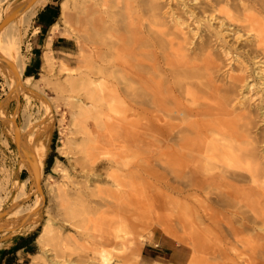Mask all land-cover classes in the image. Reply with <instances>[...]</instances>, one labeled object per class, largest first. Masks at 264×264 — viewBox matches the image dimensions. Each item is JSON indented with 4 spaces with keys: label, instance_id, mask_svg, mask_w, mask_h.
Listing matches in <instances>:
<instances>
[{
    "label": "bare ground",
    "instance_id": "6f19581e",
    "mask_svg": "<svg viewBox=\"0 0 264 264\" xmlns=\"http://www.w3.org/2000/svg\"><path fill=\"white\" fill-rule=\"evenodd\" d=\"M50 1L20 0L16 10L22 9L21 12L0 29V59L16 73L10 72L6 65L10 88L21 86L24 62L19 53L20 30ZM59 7L60 18L66 24L67 0H62ZM14 8L9 4L6 15ZM183 16L180 10L158 0H103L98 6L85 7L76 30L81 53L79 72L70 86L89 96L91 103L84 107L94 109L99 116L105 108L114 118L110 124L102 120L104 131L95 133V137L93 132L91 136L87 129L83 127V130L91 139L93 150L109 153L107 150H113L120 141L133 142L147 166L154 162V168L163 174L205 175V205L223 208L241 224L232 228L225 223L224 237L230 235L241 249L234 256L225 249L224 263L264 264V236L261 235L264 229L257 227L264 226V156L258 150L259 140L254 132L256 109L251 107L255 96L262 100L264 92L254 91L253 81L245 74V68L242 69V62L238 63L240 74L231 73L236 69L225 73L230 69L221 65L214 48L218 39L223 40L222 32L232 27L235 29L233 43L243 41L250 46L253 63L259 65L264 75V0H204L197 11L190 12L186 18ZM3 20L0 16V24ZM215 21L217 28L212 31L210 24ZM184 22H189L188 27H184ZM56 29L54 24L45 44V71L50 66L47 53ZM229 54L230 50H226L225 56ZM0 75H4L1 67ZM30 82V77L25 78L23 86ZM39 97L50 114L49 102ZM77 107L72 105L71 111L76 125L88 115V111L78 112ZM23 117L24 125L18 130V153L23 161L35 165L41 189L47 147L35 139L33 132L28 133L33 124L31 117L28 114ZM10 123L15 135L12 120ZM65 147L64 144L60 150L69 156L64 152ZM94 158L89 159L92 166ZM24 167V162L18 164L15 172L0 167V213L6 219L18 220L32 214L42 202V193L30 166L28 176L18 181L17 171ZM52 173L69 180L59 161L54 163ZM111 175L108 178L112 182L105 190L106 202L124 193L121 184ZM49 191L58 202L69 200L65 188L49 187ZM30 194H34V205L23 207L22 200ZM7 204L8 209L4 210ZM212 217L205 210V219ZM159 226L165 235L192 249L189 264H199L201 245L196 237L181 238L167 226L160 223ZM126 228L129 224L122 223L105 237L122 242L119 254L134 263L139 257V245L130 241L124 244L130 235ZM52 232V223L47 219L37 237L43 248L48 246ZM246 232L251 235L246 236ZM111 261L108 251L98 253V264H114ZM53 264L61 263L54 261Z\"/></svg>",
    "mask_w": 264,
    "mask_h": 264
},
{
    "label": "rangeland",
    "instance_id": "374dc122",
    "mask_svg": "<svg viewBox=\"0 0 264 264\" xmlns=\"http://www.w3.org/2000/svg\"><path fill=\"white\" fill-rule=\"evenodd\" d=\"M19 1L0 0L1 18L5 19L13 13L20 6ZM61 1L50 2L59 7ZM101 1L103 0H67L68 22L65 24L59 13L57 29L53 32L52 38L60 36L69 40L67 43L69 52H56L49 48L47 57L50 66L45 71L43 49L39 54L38 70L31 78L30 85L24 87L23 81L28 77L25 68L31 61L32 38L36 32L35 17L26 28L20 30L19 53L24 66L19 89L15 86L10 88L6 65L0 62L4 72V75H0V113H3V117L0 118V167L3 166L9 171L14 169L15 172L18 170V164L24 162L26 167L17 171V179L22 181L28 176L29 165L19 156L14 132L11 131V120L14 130L16 127L19 130L24 125L23 116L28 114L33 122L27 129L28 133L33 132L35 139L41 140L47 147L40 176L42 202L32 214L18 220L6 219V216L0 219V250L9 246L15 236L34 233L36 235L34 254L26 260V264H53L54 261L61 264H98V253L102 250L110 253L114 264H189L192 249L178 244L173 238L165 235L161 231L160 223L178 237L188 238L189 235H193L199 240L201 245L199 264H225L223 251L228 249L230 256H234L240 252L241 247L235 244V239L230 235L229 238L224 237L223 228L227 222L232 228H238L241 224L237 223L235 217H230L223 208L214 204L205 205V175L163 174L154 168V162L147 166L137 145L126 140L117 143L113 150L108 147L109 153L93 150L92 141L83 130L84 127L90 135L93 132L95 137V133L104 131L103 121L110 124V119L114 118V115L105 108L99 116L94 109L84 107L91 103L89 96L82 90L70 86L76 81L79 72L81 53L76 32L79 26L78 18L84 15L85 7L98 6ZM158 2L168 4L171 9L180 10L186 18L190 12L197 11L204 0H158ZM11 3L15 8L6 15L7 7ZM216 22H211L210 30L217 28ZM188 25L189 22H184V27ZM191 28L192 26L189 29ZM234 30L230 27L222 32L223 40L218 39L214 46L215 52L221 59V65H227L226 67L230 69L225 73L236 69L231 73L240 74L238 63L242 62V69L245 68V74L253 81L251 84H254V91L258 90L261 94L264 89L259 91V88H264V75L259 70V65L253 63L254 56L251 54L250 46L243 41L233 43ZM226 50H230L228 57L225 56ZM65 68L68 71L63 70ZM9 71L12 72L11 69ZM25 92L28 93L27 96H24ZM40 95L49 102L52 110L50 114L46 113ZM262 100L255 96L251 107L253 110L256 109L254 132L259 140L258 150L264 156ZM72 105L79 106L76 110L80 113L88 111L87 117L78 125L71 119ZM64 144L66 145L64 152L69 156H64L60 150ZM91 156L96 160L93 166L89 160ZM56 161H59L66 170L69 180L52 173ZM108 174H112L124 191L112 202L104 200L105 190L112 182ZM49 187L67 189L69 200L58 202L49 191ZM29 189L30 186L28 191ZM21 205L32 207L34 194L24 198ZM8 206L5 205L4 210H7ZM205 210L213 214L211 219H205ZM47 219L52 223L53 232L48 240V246L43 248L37 237ZM122 223L129 224V228L126 229L130 234L124 239V244L130 241L139 245V257L134 263L119 254L122 242L105 237ZM257 227L264 229L263 224H258ZM245 235L249 236L251 233L246 232ZM261 235L264 236V233ZM45 250H48V253L44 254Z\"/></svg>",
    "mask_w": 264,
    "mask_h": 264
},
{
    "label": "crops",
    "instance_id": "0c3cea01",
    "mask_svg": "<svg viewBox=\"0 0 264 264\" xmlns=\"http://www.w3.org/2000/svg\"><path fill=\"white\" fill-rule=\"evenodd\" d=\"M59 9L60 7H58L57 4L50 2L35 15L34 22L36 32L35 36L32 38L30 54L31 61H29L25 68V73L30 78H33V75H35V72L38 70L39 54L45 49V44L47 37L50 35L51 27L56 24L59 17ZM68 42L69 40L65 38L54 36L51 38L49 48L56 52H69V49L67 48ZM31 235L32 233L15 237L9 246L0 250V264H9V262L11 264H22L23 261H26L31 255H33L31 252L35 246L36 238L33 240L30 239L29 237ZM21 239L24 242L21 243ZM19 242L20 244H18ZM16 246H18V249H15ZM19 256H22L23 258L18 259Z\"/></svg>",
    "mask_w": 264,
    "mask_h": 264
},
{
    "label": "water",
    "instance_id": "95a60500",
    "mask_svg": "<svg viewBox=\"0 0 264 264\" xmlns=\"http://www.w3.org/2000/svg\"><path fill=\"white\" fill-rule=\"evenodd\" d=\"M31 3V2H30ZM22 9L16 10L14 11L12 14H10L7 18H5L2 22V24H0V29L3 25H5L7 22L11 21L15 16H17L19 14V12H21ZM0 61L4 64L10 67L11 70H13V73H15L13 67H11V65H9L8 63H6L4 60L0 59ZM16 74V73H15ZM18 128H15V135H14V140H15V146L17 148V151H19V139H18ZM28 165L30 166V168L32 169L33 173H34V177L35 180L37 182L38 188L40 189V184L38 181V177H37V169L35 167V165L33 163H31L30 161H27ZM41 190V189H40ZM42 193V192H41ZM5 216V214L1 213L0 214V219H2Z\"/></svg>",
    "mask_w": 264,
    "mask_h": 264
},
{
    "label": "trees",
    "instance_id": "16d2710c",
    "mask_svg": "<svg viewBox=\"0 0 264 264\" xmlns=\"http://www.w3.org/2000/svg\"><path fill=\"white\" fill-rule=\"evenodd\" d=\"M46 163H47V166H48V165H49V158L46 160ZM29 238L33 240V239L36 238V235L33 233ZM21 240H22V239H21ZM20 242L22 243V242H24V241L22 240V241H20ZM20 242H19L18 244H20ZM15 249H18V246H16ZM33 250H34V248H33ZM33 250H32L31 253L34 254V251H33ZM6 264H8V263H6ZM9 264H11V263L9 262ZM22 264H26V261H24Z\"/></svg>",
    "mask_w": 264,
    "mask_h": 264
}]
</instances>
